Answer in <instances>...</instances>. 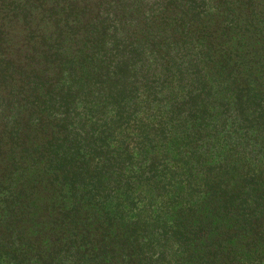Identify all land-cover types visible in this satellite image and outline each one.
I'll return each mask as SVG.
<instances>
[{"label": "trees", "instance_id": "trees-1", "mask_svg": "<svg viewBox=\"0 0 264 264\" xmlns=\"http://www.w3.org/2000/svg\"><path fill=\"white\" fill-rule=\"evenodd\" d=\"M0 264H264V0H0Z\"/></svg>", "mask_w": 264, "mask_h": 264}, {"label": "rangeland", "instance_id": "rangeland-1", "mask_svg": "<svg viewBox=\"0 0 264 264\" xmlns=\"http://www.w3.org/2000/svg\"><path fill=\"white\" fill-rule=\"evenodd\" d=\"M12 34H9V35H6L4 34L3 38L5 40V46H11V43H10V39H12ZM22 35L19 34V35H16L14 38H15V43H17L20 39H22ZM16 46H19V44H16Z\"/></svg>", "mask_w": 264, "mask_h": 264}]
</instances>
